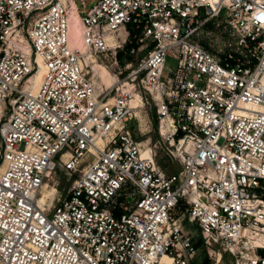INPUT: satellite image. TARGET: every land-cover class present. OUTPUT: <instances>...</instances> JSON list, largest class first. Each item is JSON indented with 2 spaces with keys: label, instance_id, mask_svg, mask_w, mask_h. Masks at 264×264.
Masks as SVG:
<instances>
[{
  "label": "built area",
  "instance_id": "2783aa9c",
  "mask_svg": "<svg viewBox=\"0 0 264 264\" xmlns=\"http://www.w3.org/2000/svg\"><path fill=\"white\" fill-rule=\"evenodd\" d=\"M80 4L0 0V264H264L252 239L264 231V0ZM219 16L234 41L217 56L194 36ZM131 30L132 50L145 51L127 77L149 92L161 133L178 136V170L132 133L129 88L110 95L89 74L116 62ZM168 55L176 65L164 74ZM59 167L78 170L69 192L39 202Z\"/></svg>",
  "mask_w": 264,
  "mask_h": 264
},
{
  "label": "rangeland",
  "instance_id": "374dc122",
  "mask_svg": "<svg viewBox=\"0 0 264 264\" xmlns=\"http://www.w3.org/2000/svg\"><path fill=\"white\" fill-rule=\"evenodd\" d=\"M95 0H86V7H82L80 4V0L77 2L80 4L83 12L94 2ZM79 17L75 18L74 25H72V39L71 43H77L80 41V36L82 33V24ZM77 25V26H76ZM194 38L203 43L207 48H209L215 55L220 56L222 53L230 48L233 45L234 37L230 33V30L225 24V21L222 17H216L212 20L207 21L203 24L199 30L195 33ZM128 37L123 41V45L117 49L116 52V62H113L110 65V62L113 61V58L108 61L109 68H106L113 76V81L116 80V76L114 73H118V81L113 82L111 84V79L109 78L107 82L100 80L99 75L97 74L95 77L99 82L98 86L104 87L105 85L111 84L113 89L111 90V94L113 95L115 92L116 84L122 88H129V91L132 94V99L130 101V105L133 104V98L135 94L139 96L138 105L136 106L137 116L133 118L131 121V129L132 133L135 137L141 141L143 149H149L153 154L156 162L161 166H166L169 171L178 170L180 168V161L182 159L181 154L175 151V145H177L176 134L173 135H163L160 131V122L157 117L155 111V103L153 99L150 97L149 92L143 88V86L137 84V80H130L128 74L136 68L140 57L144 53V49L139 51H134L132 48L127 49L126 41ZM176 65V61L170 55L167 56V60L164 67V74L168 71L169 68L174 69ZM100 66V65H99ZM93 71L90 70L89 74ZM102 74L106 75L107 73L102 70ZM125 83H124V82ZM135 82L133 88L131 87V83ZM123 83V84H122ZM121 85V86H120ZM137 102V101H136ZM139 107V108H137ZM184 145V144H183ZM185 148V147H184ZM187 149V147L185 148ZM95 153H88L84 162H87L89 159L93 158ZM166 171V170H165ZM78 170L67 171L61 167L57 168L53 171L49 176L44 179V185L41 188L40 196L45 200L46 203H55L61 197L64 196L65 193L69 192L71 184L73 182L74 177L77 175ZM183 204H179L175 207L174 213L180 219L182 225L190 230L192 233L196 235V241L198 242L199 249L203 248L202 239L199 236V229L197 228L196 223L189 222L187 217L184 214L182 209ZM261 237L264 238V231H262ZM264 248V246H263ZM257 253L260 256L264 257V252H262L258 248L256 249ZM201 255V250L199 251ZM229 260V253L226 252L224 254L223 261ZM199 264H209L210 259L207 256L199 258Z\"/></svg>",
  "mask_w": 264,
  "mask_h": 264
},
{
  "label": "bare ground",
  "instance_id": "6f19581e",
  "mask_svg": "<svg viewBox=\"0 0 264 264\" xmlns=\"http://www.w3.org/2000/svg\"><path fill=\"white\" fill-rule=\"evenodd\" d=\"M75 18H78V14H77L76 11H73L69 15V42L71 40H73L72 39L73 37H72V30L71 29H72V25H74V22H75L74 19ZM38 63H39L38 68L36 69V71L30 77V79H31L30 87L32 88L33 91H35L37 89V87L39 85V80H40V78H41V76L43 74L44 68H45L43 60L41 58H39V57H38ZM102 70L105 71L107 74L106 75L102 74ZM98 73L102 76V78L104 79L105 82H107L109 78L111 79V84L114 82L112 74L106 68L102 67L101 65L99 66L98 64H95V65H93V74H94V76H96ZM111 84H108V85H111ZM138 99H139V96L137 94H135V96L133 98L134 101H133L132 106H134L136 104L137 105L139 104L138 103ZM163 127H164V124L162 123L161 130H163ZM43 185H44V182L42 183V185L40 187V190H39V193H38V196H37V199H38L39 202L45 201L40 196V191H41V188H42ZM252 239L255 241V243L257 245L264 246V238H262V237L259 238L257 236H253Z\"/></svg>",
  "mask_w": 264,
  "mask_h": 264
},
{
  "label": "trees",
  "instance_id": "16d2710c",
  "mask_svg": "<svg viewBox=\"0 0 264 264\" xmlns=\"http://www.w3.org/2000/svg\"><path fill=\"white\" fill-rule=\"evenodd\" d=\"M133 31L131 30L130 31V33H129V37H128V40L126 41V47H127V49H129V48H131L132 46H137V42L135 41V39L133 38ZM130 127H131V122H130ZM163 168L167 171V172H171V171H169V169L166 167V166H163ZM179 204H181V203H179ZM178 204V205H179ZM198 243V242H197ZM261 250L262 252H264V248L263 247H258V250ZM208 258V257H207Z\"/></svg>",
  "mask_w": 264,
  "mask_h": 264
}]
</instances>
